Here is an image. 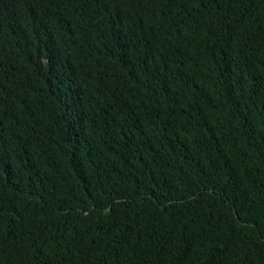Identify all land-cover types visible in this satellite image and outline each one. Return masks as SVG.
Masks as SVG:
<instances>
[{"label":"trees","instance_id":"16d2710c","mask_svg":"<svg viewBox=\"0 0 264 264\" xmlns=\"http://www.w3.org/2000/svg\"><path fill=\"white\" fill-rule=\"evenodd\" d=\"M0 264H264V0H0Z\"/></svg>","mask_w":264,"mask_h":264}]
</instances>
